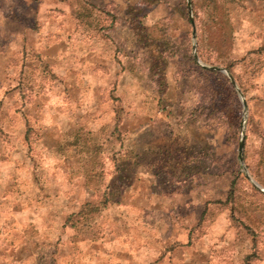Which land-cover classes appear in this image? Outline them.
<instances>
[{"label":"rangeland","instance_id":"1","mask_svg":"<svg viewBox=\"0 0 264 264\" xmlns=\"http://www.w3.org/2000/svg\"><path fill=\"white\" fill-rule=\"evenodd\" d=\"M189 7L0 0V264H264V0Z\"/></svg>","mask_w":264,"mask_h":264},{"label":"trees","instance_id":"2","mask_svg":"<svg viewBox=\"0 0 264 264\" xmlns=\"http://www.w3.org/2000/svg\"><path fill=\"white\" fill-rule=\"evenodd\" d=\"M216 72V71H215ZM133 163H135L133 161ZM114 173L112 176V182L111 185L107 187L108 191H102L100 193L101 199L97 201L96 204L93 203H84L82 207L80 208L79 212L81 213L82 217L83 215L98 211L99 208H104L106 206V203L108 202H117V197L120 194V190L122 187V183L127 179L131 178V176L134 174V165H132L131 161L129 159H121L116 157L114 163H113ZM100 171H103V165L100 163ZM99 172V173H101ZM112 198V199H110ZM83 213V214H82ZM70 219V217H67ZM73 225V223H71ZM75 226V225H73Z\"/></svg>","mask_w":264,"mask_h":264},{"label":"water","instance_id":"3","mask_svg":"<svg viewBox=\"0 0 264 264\" xmlns=\"http://www.w3.org/2000/svg\"><path fill=\"white\" fill-rule=\"evenodd\" d=\"M186 3H187V13H188V17H189V20H190V23H191V27H192V35H193V22H192V18L190 16V7H189V0H186ZM193 57L194 59L199 62L198 58H197V55L194 53L193 54ZM203 67H206L208 68L209 70H212V71H216V72H220V73H224L227 75L229 81L231 82L232 85H234V80L232 78V76L230 74H228L225 69L221 68V67H217V66H205L203 64H201ZM238 93H240L238 91V89H236ZM241 99V102H242V106L243 108L246 107V103L244 101L243 98H240ZM242 146H243V131L242 129L240 130V133H239V140H238V145H237V156H238V160H239V163L242 165V171L246 177V179H248V181H250V183L252 185H254L255 187H257L258 189H260L261 191L264 192V190L258 185V183H256L250 176L249 174L247 173V170H246V167L242 164V156H241V153H242Z\"/></svg>","mask_w":264,"mask_h":264}]
</instances>
